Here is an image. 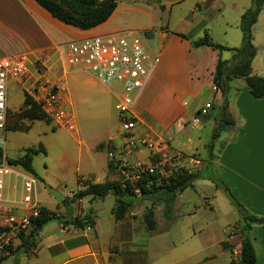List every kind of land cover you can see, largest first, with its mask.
Masks as SVG:
<instances>
[{"label": "crops", "instance_id": "obj_1", "mask_svg": "<svg viewBox=\"0 0 264 264\" xmlns=\"http://www.w3.org/2000/svg\"><path fill=\"white\" fill-rule=\"evenodd\" d=\"M142 1L143 7H129L121 5L119 0L106 22L81 31L53 19L33 0H0V58L23 56L29 63L38 60L49 69L50 79H57L62 59L59 47L64 45L59 44L61 35L74 33L83 38L114 33L112 27L123 18L121 13H141V40L148 51L160 58V62L135 97L132 107L136 118L134 135L150 137L162 143L156 159L179 155L186 165L192 166L191 161L202 158L204 169L207 167L206 155L201 154L202 147L199 148L196 142V138H199L189 127L201 121L215 126L225 113L226 117L233 120V124L221 131L215 140L219 146V166L227 173L222 183L233 193H238L236 199L247 213L258 219L264 218V99H254L242 79H233L229 82L225 111L222 110L224 99L221 93L212 91L213 74L217 60H229L233 52L191 46V41L208 31L214 43L238 48L242 41L239 20L251 7L252 0ZM251 33V42L256 50L251 62V74L264 78V9L258 14ZM71 70L61 76L66 86V81L76 82L82 78L85 83L94 86L100 83L116 98L115 88L84 70ZM68 99L63 92L66 110L70 102ZM206 104H210L207 115L199 123H192L191 119ZM214 109H218L216 115L213 114ZM81 143L91 153L88 156L91 164L100 167L103 172L100 177L88 172L80 178L82 182L99 183L101 177L111 181L114 176H119L115 169L108 166L107 151L109 148L118 151L123 146L122 131L110 134L106 142L94 143L89 148L86 143ZM98 150L106 151L105 163L96 155L95 151ZM144 150L133 151L127 160L146 161L148 151L144 153ZM196 168L198 166L194 170ZM77 184L79 190L81 184ZM82 202L84 208L79 207ZM72 203V208L79 209L72 217L89 213L94 222L93 227L89 230L75 229L71 225L63 226L59 221H51L39 231L34 253L16 254L10 258L14 264H143V247L134 245L131 240L132 221L127 219L130 213L119 221H115L112 216L113 229L109 235L103 236L95 221L93 206L96 200L87 197ZM235 238L227 236L220 243L224 250L232 249L238 257L240 241ZM248 238L255 253V264H264V223L252 224ZM256 239H261V243L258 244Z\"/></svg>", "mask_w": 264, "mask_h": 264}, {"label": "rangeland", "instance_id": "obj_2", "mask_svg": "<svg viewBox=\"0 0 264 264\" xmlns=\"http://www.w3.org/2000/svg\"><path fill=\"white\" fill-rule=\"evenodd\" d=\"M121 5L143 7V1L121 0ZM121 14L123 18L112 27L113 32L133 31L143 39V15L137 11ZM76 39L79 37L74 33H66L60 36L59 44ZM71 71L73 70L68 73ZM66 84L67 86L62 80L64 96L67 95L70 101L67 112L75 123L73 133L66 128L57 127L52 121L31 122L19 119L18 112L23 107L25 91L21 86L11 84L7 99V130L5 140L0 141V149L7 161L23 156L28 148L37 149L41 145L44 152L39 150L32 158V166L38 178L40 204L56 214L72 216L79 210L78 207L72 208L70 200L72 193L78 191L77 180L85 177L88 172H94L99 177L103 175L100 167L91 164L88 157L91 153L87 152L81 142L86 143L88 148L94 143L106 142L110 134L121 131V123L115 96L100 83L94 86L81 78L76 82L68 80ZM111 87L114 89L115 86ZM217 112L218 109L213 110V114L216 115ZM23 126H30V129L26 132L18 130ZM217 127L218 123L212 126L202 121L189 127L199 138H196V142L199 148L202 147L201 154L206 155L207 167L203 169L204 160L197 158L200 161L196 168L198 170L193 171L202 170L201 177L193 182L192 187L177 195L173 211L171 210L172 218L163 215L165 207L161 201H154L156 228L148 231L142 215L151 207L152 201L137 198L130 208L127 219L132 221L131 240L134 245L143 247V264H230L231 259L236 261L237 257L232 249L224 250L220 242L229 235L236 236L235 239L239 240L235 225H242L244 220L223 191L222 181L226 179L227 173L219 166V146L215 143L216 139H213ZM95 152L104 162L106 151ZM187 166L188 169H195L189 164ZM116 176L113 180L119 178ZM103 181L105 179L101 177V182ZM46 185L62 196L60 202L47 192ZM230 192L236 199L238 193ZM113 206L114 198L111 195L96 199L93 206L97 229L103 236L109 235L113 229ZM79 207L84 208L85 204L82 202ZM247 234L249 236V230ZM256 242L260 244L261 239H256ZM3 264L14 262L8 259Z\"/></svg>", "mask_w": 264, "mask_h": 264}, {"label": "built area", "instance_id": "obj_3", "mask_svg": "<svg viewBox=\"0 0 264 264\" xmlns=\"http://www.w3.org/2000/svg\"><path fill=\"white\" fill-rule=\"evenodd\" d=\"M62 55L59 77L48 78L49 69L40 61L29 63L26 57L0 58V141L5 140L8 119V89L11 84L22 90L39 105L45 115L57 127L73 133L75 123L63 104L62 75L71 69L84 70L97 80L114 85L116 89V109L124 138L123 146L117 151H107L109 166L119 174L124 187H133L142 179L155 177L160 183L172 177L177 171L188 169L179 155L160 157L157 152L162 143L150 137L134 135L136 118L132 107L136 95L141 91L151 73L160 62L157 55L146 49L142 40L133 31L91 35L71 40L59 47ZM212 91L217 89L212 86ZM210 104H206L191 119L199 123L207 115ZM146 149L148 159L129 162L127 157L136 150ZM197 167L199 160L191 161ZM137 192V189L134 188ZM41 204L38 199V180L19 167L10 165L2 157L0 161V264L18 253L32 255L33 247L23 248L25 238L31 228L32 219L37 217ZM89 230V223L85 224ZM233 231H230V233ZM231 235H229L230 237Z\"/></svg>", "mask_w": 264, "mask_h": 264}, {"label": "trees", "instance_id": "obj_4", "mask_svg": "<svg viewBox=\"0 0 264 264\" xmlns=\"http://www.w3.org/2000/svg\"><path fill=\"white\" fill-rule=\"evenodd\" d=\"M33 1L58 22L81 31H86L106 22L115 10L119 0ZM262 9H264V0H252L251 7L241 15L238 27L242 32V41L238 48H229L214 43L208 31H204L202 37L191 41L192 48L206 46L218 52H233V55L229 60H221L220 58L217 60L212 80L213 85H215L217 91L221 93V96L224 99L222 109L224 111L226 108L225 100L229 82L233 79H242L246 84L247 90L254 99H264V78L251 74V62L256 54L255 47L251 42V28L256 22L257 16ZM180 36L184 38L183 35ZM22 106V109L18 112L19 119L31 122L35 120L44 122L51 121L41 110L39 105L36 104L26 93H24ZM222 115L221 121L218 123V127L213 134V139H217L221 131L233 124V120L226 117L225 113ZM29 129L30 126H23L19 127L18 130L26 132ZM211 146L212 145H210V147ZM39 150L44 152V148L41 145H39L37 149L28 148L23 156L11 160L8 159L7 163L21 168L37 178L32 166V158ZM108 150H110V148ZM2 157L3 151L0 149V161ZM109 168L112 167L109 166ZM201 171L188 172L181 169L172 177L167 180H162L160 183L155 181L154 176H150L149 179H142L139 181L135 187L129 183H126L123 187L119 178L111 181L105 180L99 183L88 181L82 182L79 178L77 182L81 184V188L75 193H72L70 200L71 202H75L87 197L91 200H96L111 195L114 198V207L111 210V214L115 221L122 220L127 216L135 199L144 198L145 200H150L152 201V205L145 211L142 218L146 229L152 231L155 229L153 202L157 200L162 202L165 207L164 216L168 218L171 214V207L177 194L183 192L186 188L192 187L193 182L201 177ZM134 188L137 189V192L134 191ZM223 189L228 196L230 203L240 214L242 220H244L242 225H235V232L239 237L240 248L236 261L231 259L230 264H255V253L247 232L250 226L256 224L259 219L247 213L244 207L234 198L226 186H223ZM53 220L59 221L63 226L71 225L75 229H84L86 223H89L90 228L94 225L89 213L82 217H72L68 215L62 216L42 206L37 217L32 219L29 233L25 238H22L20 246L23 248H34L35 240L39 231L44 225Z\"/></svg>", "mask_w": 264, "mask_h": 264}, {"label": "water", "instance_id": "obj_5", "mask_svg": "<svg viewBox=\"0 0 264 264\" xmlns=\"http://www.w3.org/2000/svg\"><path fill=\"white\" fill-rule=\"evenodd\" d=\"M45 188H46L47 192L49 194H51L57 202H60L62 200V196L57 191L53 190L52 188H50L47 185L45 186ZM258 223L259 224H263L264 223V218L259 219Z\"/></svg>", "mask_w": 264, "mask_h": 264}]
</instances>
